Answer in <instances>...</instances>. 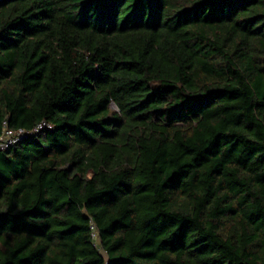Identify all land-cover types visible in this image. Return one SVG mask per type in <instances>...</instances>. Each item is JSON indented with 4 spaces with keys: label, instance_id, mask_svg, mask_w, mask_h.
<instances>
[{
    "label": "trees",
    "instance_id": "16d2710c",
    "mask_svg": "<svg viewBox=\"0 0 264 264\" xmlns=\"http://www.w3.org/2000/svg\"><path fill=\"white\" fill-rule=\"evenodd\" d=\"M43 121L0 264H264V0H0V134Z\"/></svg>",
    "mask_w": 264,
    "mask_h": 264
},
{
    "label": "built area",
    "instance_id": "2783aa9c",
    "mask_svg": "<svg viewBox=\"0 0 264 264\" xmlns=\"http://www.w3.org/2000/svg\"><path fill=\"white\" fill-rule=\"evenodd\" d=\"M52 124L43 121L40 123L35 129L28 130L26 128H18V129H11L7 125L5 126L4 131L0 134V150H6L10 148L11 146L17 144L19 141H21L23 138H25L27 135H29L32 132L35 131H41L44 128H52ZM92 235L93 237L98 240L96 244H99V232L96 224L92 223Z\"/></svg>",
    "mask_w": 264,
    "mask_h": 264
}]
</instances>
